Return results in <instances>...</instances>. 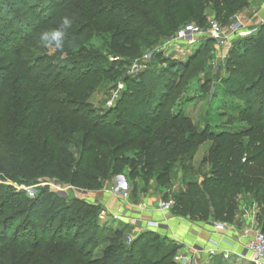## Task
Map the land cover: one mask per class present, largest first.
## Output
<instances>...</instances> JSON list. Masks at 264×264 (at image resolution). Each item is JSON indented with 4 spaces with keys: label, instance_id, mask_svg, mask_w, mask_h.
<instances>
[{
    "label": "trees",
    "instance_id": "trees-1",
    "mask_svg": "<svg viewBox=\"0 0 264 264\" xmlns=\"http://www.w3.org/2000/svg\"><path fill=\"white\" fill-rule=\"evenodd\" d=\"M251 1L0 0V177L100 190L124 174L146 191L151 182L172 185L180 171L184 186L172 210L203 219L232 220L241 194L264 201V24L233 42L222 61L230 75L212 82L240 101L238 119L248 124L240 131L219 130L211 119L199 129L174 105L204 74L211 38L200 39L186 61L158 51L157 67L124 74L143 47L168 46L181 27L206 26L209 15L228 24ZM62 16L72 20L63 51L39 44L37 32ZM118 81L125 88L114 106L91 102L100 86ZM205 141L217 145L211 160L202 159L212 163L198 182L189 176ZM260 208L255 219L264 232V203ZM100 210L48 187L29 197L0 184V264H176L173 242L143 231L127 243L124 229L98 222Z\"/></svg>",
    "mask_w": 264,
    "mask_h": 264
},
{
    "label": "crops",
    "instance_id": "crops-1",
    "mask_svg": "<svg viewBox=\"0 0 264 264\" xmlns=\"http://www.w3.org/2000/svg\"><path fill=\"white\" fill-rule=\"evenodd\" d=\"M240 17L247 24L248 31L258 29L264 24V0H252ZM183 183L184 176L182 172H178L172 185L163 191H144L143 185L138 184L136 187L130 185L126 194L117 195L112 191V183H106L102 189L91 191L90 197L109 213L104 226L109 222L107 227L124 229V237H137L143 231L159 233L179 247L176 254L181 253L188 257V264H223L226 260L248 263L247 259L239 257L244 251L242 233L251 220L257 227L253 212L257 205L259 207V203L252 199L253 206L251 203L247 205L244 197L250 195L241 194L237 211L229 221L212 216L206 219L193 218L189 214L181 215L175 210L159 211V201L179 190ZM216 222L226 223L227 229L222 232L216 230ZM224 252L230 254L226 260Z\"/></svg>",
    "mask_w": 264,
    "mask_h": 264
},
{
    "label": "rangeland",
    "instance_id": "rangeland-1",
    "mask_svg": "<svg viewBox=\"0 0 264 264\" xmlns=\"http://www.w3.org/2000/svg\"><path fill=\"white\" fill-rule=\"evenodd\" d=\"M246 9H247V7L244 8L243 10H241L239 13L235 14L232 17L231 21L235 20L237 17H240V14H242V12H244ZM210 20H217V19L214 15H209L208 22ZM217 21H219V20H217ZM191 23H195V22H191ZM220 23H222V22H220ZM195 24H197V23H195ZM199 41L194 42L193 44L172 43L168 46H162V47H160L161 44H159V45H156L155 48L154 47L153 48L143 47L141 54L137 58L133 59L134 61L132 60L131 63L126 66L124 74L127 76H134V75L138 74V73H134L132 75L128 74V71L132 67V63H137L138 65L143 63L144 66L141 68V70H140V72H141V71L148 69L150 67V65L157 67V64L160 63V61H159L160 58H164V59L181 58L182 61H186L187 58L190 55H192L195 51H197L200 48V46L202 45V44H199L200 43ZM158 51L162 52L159 54L160 58H157L159 55H157L154 58V55ZM150 52H151V54L155 52L153 57L151 59L144 60L143 59L144 56L146 54H149ZM221 55H223V52L220 49H218L215 46V44L208 46V49L206 51V57L207 58H205L204 64H203L205 66V69H206L204 74L193 77L191 82L187 86H185V88L180 90V96H182V98L180 100L176 101L174 103V105L177 106V110H179L180 107H184L186 110V114H188L193 119L194 123L196 124V126L199 129L204 128L206 125V121L211 119L212 122H210V123L208 122L209 125L212 127L215 125H219V130L224 129V128H230V129L232 128L234 131H240V130L244 129L245 127H248V124L246 122H242L238 119V111L239 110L237 109V105H241L240 101L236 100L235 97L231 96L228 93L229 88L221 86V88L216 89L212 85V82L214 80L218 81L222 78V76L230 75L229 70L225 69V64H224V62H222V61H224V58H226L228 56V52L226 53L224 58H222ZM138 59H140L139 62H138ZM147 64H148V66H147ZM219 66H224L223 71H221L219 69ZM205 74H207V75L205 76ZM207 76H209L207 78L208 80H206ZM203 83H204V86L200 87ZM105 85L103 84L102 86H100L99 90H97L91 98V102L95 106L102 107L103 109L114 106L117 99L120 97V93H121L120 91H122V89L125 88V83L123 81H118L117 86L114 87L113 89L106 88ZM108 86L110 87L111 85L108 84ZM186 97H187V99H186ZM109 100L113 102L111 104V106H108ZM223 126H226V127H223ZM240 140L243 141L244 145L246 146L248 139L242 137V138H240ZM216 145H217V142H212V141H205L204 143H202L200 145V148H199V150H198V152L194 158L195 171H193V173L190 174V176H189V177H191V179H194V180H197L198 182H200L203 178L202 174L207 175L209 173L210 163H212L210 160L214 157V152H215L214 149H215ZM211 150H212V153H210ZM205 156H208L209 157L208 159H210V160L208 162H205V164H202V159ZM241 160H242V157L237 158L235 160V166L236 165L238 166V164L240 163ZM198 169H200V170H198ZM120 176H124V178L128 181V183L131 184L128 177H126L124 174H120V175L116 176L113 181L109 182V183H112V187L116 184L117 180L119 179L118 177H120ZM0 184L7 186V187H11L12 189H14L16 191H21V190H24V187L32 186L36 190L35 196L41 191V189H46L48 187L50 190L56 192L59 195V197L65 198L66 200H69L72 198H78L81 200H86L90 203L99 204V202H97L96 200H93V198L90 197L91 191L94 192V191H98V190H85L83 188L73 186L71 184H63L61 182H56L54 180L42 179L39 184L26 186V185L18 183L16 181L10 180L9 178L0 177ZM182 186H184V183L182 184ZM165 188H166L165 185L159 186L155 182H153L152 184H150L148 186V190L152 189V191H157V192L163 191V190H165ZM181 188L182 187H180L179 190ZM178 193H179V191L176 190L174 193H171V195H169L167 198H164L162 200H167L169 198H173V195L175 196ZM244 199H245V203L247 205H249L251 203V205L253 206V204H252L253 200H252L251 196H247V197L245 196ZM239 200H241V199H239ZM18 201L19 200H17V202ZM261 201L262 202L261 203L259 202V205L262 207V204L264 203V201H263V199H261ZM260 206L258 207V205H257L256 210H254V212H253L254 219L256 218V214L258 213V211L261 209ZM102 209L103 208H101V210ZM101 210H100V212H101ZM100 212L98 214L97 219H98V222L103 224V223H105L106 220H99ZM231 216L232 215L230 214L227 216V218H231ZM45 217L46 216H44V218ZM107 223H109V222H107ZM107 223L105 224V226H107ZM255 223L260 228V224L257 222V219H255ZM161 237H163V236H161ZM157 243H162V240H158ZM173 260L176 262V264H180L175 260V256H173ZM226 262H227V260L224 261L223 264ZM227 264H251V262L249 261L248 263H245L243 261V263H242V262H237V261L231 260L230 262H227Z\"/></svg>",
    "mask_w": 264,
    "mask_h": 264
},
{
    "label": "built area",
    "instance_id": "built-area-1",
    "mask_svg": "<svg viewBox=\"0 0 264 264\" xmlns=\"http://www.w3.org/2000/svg\"><path fill=\"white\" fill-rule=\"evenodd\" d=\"M247 24L243 21L242 17H237L235 20L229 22L228 24L220 23L217 20H210L206 26H201L195 23H188L181 27L175 34V37L171 41L172 43H188L193 44L202 38L208 37L214 40L215 46L223 52L222 58L225 57L226 53L231 48L233 42L236 39L246 37L254 33L257 29L248 31L246 29ZM155 53V52H154ZM154 53L146 54L144 60L151 59ZM143 64V63H142ZM132 63V67L128 71L129 75L134 73H139L144 64ZM113 102L108 101V106H111ZM116 184L112 187V191L115 194H126L130 189V184L124 178V176L118 177ZM27 195L30 197L35 196L36 190L32 186L24 187ZM175 205V200L169 198L167 200H161L157 204V208L161 212H168L173 209ZM109 213L107 210L102 209L99 215V220H106ZM159 227V225H158ZM216 230L222 232L227 229V224L224 222L215 223ZM243 245L244 251L240 253L239 257L248 259L251 264H264V232L258 229L254 221L251 220L250 224L243 228ZM128 243L132 242L135 237L132 235H127L125 237ZM215 251H212L214 253ZM224 258H229V253L224 252ZM175 260L180 264H188V257L183 256V254H176Z\"/></svg>",
    "mask_w": 264,
    "mask_h": 264
},
{
    "label": "clouds",
    "instance_id": "clouds-1",
    "mask_svg": "<svg viewBox=\"0 0 264 264\" xmlns=\"http://www.w3.org/2000/svg\"><path fill=\"white\" fill-rule=\"evenodd\" d=\"M71 29L72 20L67 16H62L54 26L42 27L36 34V40L44 47L63 51Z\"/></svg>",
    "mask_w": 264,
    "mask_h": 264
}]
</instances>
